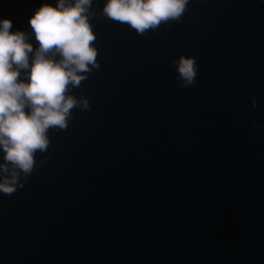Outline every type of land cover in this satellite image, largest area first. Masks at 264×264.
<instances>
[{
	"label": "water",
	"instance_id": "1",
	"mask_svg": "<svg viewBox=\"0 0 264 264\" xmlns=\"http://www.w3.org/2000/svg\"><path fill=\"white\" fill-rule=\"evenodd\" d=\"M42 2L0 0L34 47ZM90 22L100 66L71 89L90 107L0 193V264H264V0H189L144 35ZM181 54L198 65L186 89Z\"/></svg>",
	"mask_w": 264,
	"mask_h": 264
},
{
	"label": "clouds",
	"instance_id": "2",
	"mask_svg": "<svg viewBox=\"0 0 264 264\" xmlns=\"http://www.w3.org/2000/svg\"><path fill=\"white\" fill-rule=\"evenodd\" d=\"M93 2L44 0L28 21L35 47L28 32L13 31L11 19L0 18V193L11 195L24 186L37 165L36 154L49 148L50 130H65L74 108L89 109L88 99L76 97L71 89L100 66L90 18L106 17L144 35L162 23L178 22L189 0H105L102 13ZM171 63L179 88L195 84L194 56L181 54ZM251 99L256 107V97Z\"/></svg>",
	"mask_w": 264,
	"mask_h": 264
}]
</instances>
